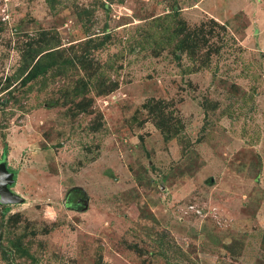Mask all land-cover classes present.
I'll list each match as a JSON object with an SVG mask.
<instances>
[{"label":"rangeland","instance_id":"obj_1","mask_svg":"<svg viewBox=\"0 0 264 264\" xmlns=\"http://www.w3.org/2000/svg\"><path fill=\"white\" fill-rule=\"evenodd\" d=\"M5 145L0 264H264V0H0Z\"/></svg>","mask_w":264,"mask_h":264},{"label":"trees","instance_id":"obj_2","mask_svg":"<svg viewBox=\"0 0 264 264\" xmlns=\"http://www.w3.org/2000/svg\"><path fill=\"white\" fill-rule=\"evenodd\" d=\"M169 16H172L175 18V13L169 14ZM179 31H181V29ZM177 46H178V50H182L185 47L189 48L191 46V40H190L189 36H180ZM62 54H63V50H60V48H57L54 46L42 48L39 51H37V53L35 54V55H37V58L35 59L34 55H32L30 57V59L28 60V62L25 64V67L18 71V75L20 77L23 76L21 79L22 83H26V82H29L31 80H34L38 76L42 77L43 80H46V74L48 71H51L52 76H55L57 74H60L61 73L60 70L65 69V66H67L68 64H73V65H78V66L80 65L84 69L87 68L83 59H78L79 64H77V62L75 64V62L72 59H64L63 61H61L60 58H62ZM58 61H60L59 63H61L60 66L55 65L56 62H58ZM82 80L83 79H81L80 81H82ZM78 81L79 80L76 79L75 83H77ZM80 81H79L78 85L83 87V88H86L87 83L86 82L80 83ZM84 84H85V87H84ZM74 87L72 89H75ZM68 89H70V88H68ZM79 90L80 89L74 90V92L78 93ZM160 120H161V123L164 124L163 119L161 118ZM164 127H166V126H164ZM6 156H7V145L4 146L2 156L0 159L4 163H6V161H5ZM3 207H4V210L2 213L4 214L6 211H8V206L4 205ZM263 243H264V236H263Z\"/></svg>","mask_w":264,"mask_h":264},{"label":"water","instance_id":"obj_3","mask_svg":"<svg viewBox=\"0 0 264 264\" xmlns=\"http://www.w3.org/2000/svg\"><path fill=\"white\" fill-rule=\"evenodd\" d=\"M15 173L8 169L4 162H0V203L10 205L23 202L24 198L11 190Z\"/></svg>","mask_w":264,"mask_h":264}]
</instances>
